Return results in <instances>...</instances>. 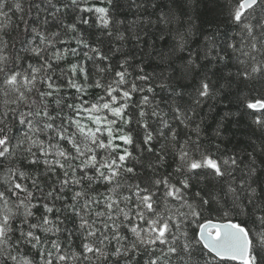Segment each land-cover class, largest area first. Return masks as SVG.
Returning <instances> with one entry per match:
<instances>
[{
	"label": "trees",
	"instance_id": "obj_1",
	"mask_svg": "<svg viewBox=\"0 0 264 264\" xmlns=\"http://www.w3.org/2000/svg\"><path fill=\"white\" fill-rule=\"evenodd\" d=\"M15 3L20 4V9L14 7ZM237 3L238 0H189L185 8L186 15L176 13L179 16V22H177L171 16V0H113L112 4H109L108 0H78L79 9L92 8L91 12L81 11L75 6L64 7L69 4V0H51V3L49 0H7V5L3 9L7 12V16L0 15V55L8 58V66H18L22 71L27 69L30 63L35 67H40L45 61L51 63L52 68L48 75L52 78L53 89H48L46 84L40 83H37V88L53 93L47 98V110L54 118V129L63 126L69 130L65 135L77 132L75 121H79L87 132L88 129L94 130L97 127L90 117L108 115L112 118L107 110H89L92 105L104 102L100 99L101 97H104L105 101L110 99L105 88L113 83L115 71L122 70L121 66H123L131 72V75L127 77L129 84L124 85L123 90H127L132 82H136L145 88V92L134 93L133 106L127 110L133 116V120L125 130L131 131L136 142V146H128L134 157L128 161V164L135 168V173L122 176L120 178L122 183L143 185L145 178H167L171 183L177 184L184 178L183 174L175 171L179 164L178 154L182 147L193 149L192 141L198 140L202 152H210L215 158L226 159L234 156L238 160V166L231 170L230 176H225L219 181L211 180L209 183L203 180H193V187L188 191L187 198L191 200L195 191L206 189V186L211 187L217 183L224 188L231 183L239 190L240 183L248 179L246 173L251 163L249 153H252L256 159L255 167L258 169V175L264 178V151H261L264 148V126H259L254 122L255 117L264 110L258 112L247 109L245 106L246 100L255 101L257 98H264V77L256 74H252V78L248 80L237 77V72L242 67L239 60L247 62L245 66L249 71L254 63L264 66V44L261 43L264 37L260 36L261 30L257 26L255 30L257 40L253 41L241 26L232 21L230 14ZM97 7L109 10L107 28L104 27L100 18L102 14L95 12ZM58 8L60 11H57ZM165 16L168 17L169 22L167 23L164 21ZM261 16H264V5L257 6L255 11L249 14L248 19L255 25ZM84 20L88 23H84ZM69 25L74 27H69ZM32 28H35L36 32H33ZM53 33H58V35L54 36ZM179 35L184 37L185 49L183 51L175 50L179 43ZM242 41V50L255 56V61L241 55L239 50L233 52L226 48V44L235 43L239 49ZM253 42L257 44L258 50L256 51L251 48ZM33 49H39L41 55L38 57L32 51ZM93 49H98L99 52H94ZM160 53L166 56L171 54L174 61L173 67L176 69H180L186 63V60L181 57L191 58L196 61L195 70L186 76L178 72L173 73L168 65L161 61ZM101 54L107 59L101 60ZM57 55L59 59L56 58ZM220 56H226V59L221 62ZM73 66H76L75 71H73ZM141 68L143 71H140ZM229 73H231L230 82L222 88L221 85L226 81L219 77L220 75L227 77ZM137 75H146L150 79L146 82L137 81ZM169 75H181V78L166 79ZM205 75L212 83L213 94L208 98H199L201 102L197 104L195 102L198 99L196 88ZM70 81L72 83H69ZM97 81L104 87H95ZM160 83H166L168 87H158ZM148 86L154 88L152 93L147 92ZM177 93L180 95L178 96ZM143 95L149 96L150 103L141 106L147 115L138 123L140 107L136 105L139 104ZM4 99L5 97L0 93V111L5 110ZM33 99H37L35 90L29 94L27 104L19 102L18 105L11 107H17L18 111L27 113ZM57 100L59 104L56 103ZM177 107L191 117L187 121V126L176 119L174 110ZM42 109L43 105L40 106V110ZM32 110H37V107L33 105ZM153 110L158 113L157 116L151 114ZM225 113L229 115L225 116ZM35 120L40 128L43 127V123H53L43 117H37ZM164 121L178 133L176 140H172V133L164 127ZM145 122L148 125L147 130L151 131L154 136L150 145L142 144ZM104 123L102 120L101 124ZM197 127L199 133L196 131ZM218 128L221 132L219 136L216 134ZM25 131H27V125L15 124L13 126L10 133L13 138L10 147L15 145L16 139L22 137ZM161 131L164 132L163 136L160 135ZM29 135L44 141V147L48 150L47 158L53 162L57 159L64 161L63 157L58 156V150L72 147L70 144L58 143L55 139L50 141L49 137H55L53 130L29 133ZM97 135L107 142L106 132L97 133ZM78 139L82 137L78 136ZM186 140L187 145H185ZM114 143L121 144L122 142L116 140ZM149 146L155 149V155L145 151V148ZM36 150L37 148L34 147L33 151ZM99 151L100 156L106 155L104 150ZM159 155H162V160H158ZM82 159L84 158L75 160L73 163L79 164ZM39 171L43 174L46 191L48 185L53 183L59 187L57 177L62 175L59 170L54 174L50 173L41 163ZM76 174L79 175V172ZM27 183L30 186V181ZM32 190L35 191V189ZM74 191H84L88 198L95 197L100 202L99 207L96 204L91 205V213L85 209L80 212V215L85 216L89 224H93V230L99 228L109 237L104 244L99 243L100 232L96 237H90L85 241L84 237L87 236L89 229L87 227L80 229V216L65 210L67 203H73L70 198ZM163 191L164 187L161 186L157 193L158 201L163 199ZM36 195L40 194L36 193ZM110 195L113 193L103 182H94L91 188L88 187L87 181L81 185L69 184L65 199L55 202V206L61 209L56 214L58 218H53L49 214L53 231L47 234L46 242L41 246L44 251L52 252L53 264H111V261L98 259L92 253L86 254L92 258L91 261L78 262L73 258V253L81 251L80 246L83 242H91L106 253L119 247L117 241L111 239L113 233L103 228L104 221H107L110 226H112V221L107 220V216L96 217L95 215L96 211H105L104 200ZM119 195L131 196L132 193L124 187L119 190ZM83 202L84 199L81 198L77 203L78 210ZM170 206L175 209L178 205L172 202ZM120 207H125V205L122 203ZM128 207L133 209L130 213L133 223L129 224L128 221H124L123 216H113L116 223L121 225L120 233L127 236V240L122 242L126 244L136 239L129 229L135 225H142V222L135 216V205ZM125 210L128 211V208ZM212 218L218 219L215 213L212 214ZM240 219L247 220L249 228L255 227L251 218L241 216ZM124 225H127V228ZM57 227L59 231H56ZM142 227L146 228L147 225H142ZM194 228L195 225H192L188 231L191 232ZM52 241L60 245L59 250L52 247ZM162 247L156 246L155 253L162 257L160 264H165V262L166 264H204V259L199 253H195L189 261L183 252L163 256L160 252ZM26 249H30V245L21 246L19 249L18 260L21 264L25 259ZM34 251L32 249L29 252V258L31 252ZM58 255H67L68 260L66 262L57 260ZM150 257L155 258L150 252H145L142 256L134 258L133 264L136 260L139 264H144ZM205 258L212 259L210 256ZM111 260L114 261L115 257ZM120 264H123V260ZM212 264H220V262L212 260ZM227 264H240V262L228 261Z\"/></svg>",
	"mask_w": 264,
	"mask_h": 264
},
{
	"label": "snow or ice",
	"instance_id": "obj_2",
	"mask_svg": "<svg viewBox=\"0 0 264 264\" xmlns=\"http://www.w3.org/2000/svg\"><path fill=\"white\" fill-rule=\"evenodd\" d=\"M49 2L51 3V0ZM112 2L113 0H108L109 4ZM188 2L189 0H171L172 19L179 22L177 12L186 15L185 8ZM6 5L7 0H0V15L7 16V12L3 11ZM261 5H264V0H238L230 14L232 21L241 26L253 41L257 40L255 35L257 26L261 30L260 36L264 37V16H261L255 25L248 19V16L255 11L257 6ZM72 6L79 9L78 0H69V4L64 5V7ZM14 7L20 9L21 6L19 3H15ZM79 10L93 11L92 8ZM57 11L60 9L58 8ZM95 12L102 14L100 18L104 27L107 28L109 26V10L97 7ZM164 21L165 23L169 22L167 16L164 17ZM83 22L88 23L87 20ZM69 27L74 26L69 25ZM32 31L36 32V29L32 28ZM53 35L56 36L58 33H53ZM261 43L264 44V40ZM226 48L233 52L239 50L241 55L255 61V56L242 50L243 41L239 49L235 43L226 44ZM251 48L253 51L258 50L255 42L251 44ZM184 49V37L179 35V43L175 50L183 51ZM32 51L38 57L41 55L39 49ZM93 51L99 52L98 49H93ZM159 55L161 61L167 64L173 73L178 72L182 76H186L195 70L196 61L191 58L181 57L186 60V63L180 69H176L173 67L174 61L171 54L166 56L164 53H160ZM56 58L59 59V55ZM100 59L104 60L107 57L101 54ZM225 59L226 56L219 57L221 62ZM246 63L245 60H239L242 67L237 72L238 78L248 80L252 78V74L264 77V66L254 63L249 71L245 66ZM121 67L122 70L114 72L113 83L108 84L105 88L110 99L105 101L104 97H101L100 99L104 102L92 105L89 110H107L112 118H109L108 115L90 117L97 127L94 130L88 129L87 132L79 121H75L77 132L65 135L69 130L63 126L54 129V118L47 110V98L53 93L37 88V83H40L46 84L48 89H53L52 78L48 75L52 68L51 63L45 61L40 67H35L30 63L27 69L22 71L18 66H8V58L0 55V93L5 97V110L0 111V264H21L18 260L19 249L24 245H30V249L25 250V259L22 264H53L52 252H46L41 247L46 242L47 234L53 231L49 214L53 218H58L56 214L61 209L55 206V202L65 199L66 189L70 183L81 185L84 181L88 182L89 188L94 182H103L113 193L104 200L105 211H96L95 215L96 217L107 216V220L112 221V226L104 221L103 228L113 233L111 239L116 240L119 247L106 253L91 242H83L80 246L81 251L73 253V258L78 262L81 260L91 261L92 258L86 254L92 253L98 259L103 258L106 261H111V264H120L121 260H123V264H133L134 258L142 256L145 252H150L155 258L150 257L144 264H160L162 257L155 254L156 246L159 245L163 246L160 248V252L165 257L183 252L191 261L193 255L199 253L200 257L204 259V264H212V260H216L220 264H227L228 261H239L240 264H264V178L258 175V169L255 167L256 159L252 153H249L251 163L248 165L246 173L248 179L240 183L239 190L231 183L226 188L217 183L211 187L206 186V189L195 191L191 200L187 198L188 191L193 187V180H203L209 183L211 180L219 181L225 176H230L231 170L238 166V160L234 156H229L226 159L215 158L210 152H202L198 140L192 141L193 149L182 147L178 154L179 164L175 171L183 174L184 178L177 184L171 183L167 178H145L143 185L140 183L126 185L121 182L122 176L135 173V168L128 164L129 160L134 159L128 146H136V142L131 131L125 130L133 120V116L127 110L133 106V94L145 92V88L136 82H132L127 90H123V86L129 84L127 77L131 75V72L127 68ZM75 70L76 66H73V71ZM101 71H105V69H101ZM140 71L143 69L141 68ZM181 75H169L166 79H179ZM229 77H231V73L227 77L220 75L219 78L226 81L221 85L222 88L230 82ZM149 79L150 77L146 75H137L136 77L137 81L146 82ZM73 86L75 87L74 84ZM157 86L165 88L168 87V84L160 83ZM95 87H104V85L97 81ZM34 90L37 93V99L32 100L27 113L18 111L17 107H11L18 105L19 102L27 104L28 96ZM146 90L148 93H152L154 88L148 86ZM196 93L198 99L195 102L197 104L201 102L199 98L212 96V83L207 75L199 81ZM177 95L179 96L180 93ZM56 103L59 104V101L57 100ZM149 103V96L143 95L139 104L136 105L140 107L138 123L147 115L141 106ZM33 105L37 107V110H32ZM41 105H43L42 110H40ZM245 106L247 109L258 112L264 110V98H257L255 101L246 100ZM69 107L73 106L69 105ZM174 111L176 119L187 126V121L191 117H188L179 107ZM151 114L158 115L155 110ZM228 115L229 113H225V116ZM37 117H43L53 123H43V127L40 128L35 120ZM102 120L105 122L103 125L101 124ZM118 122L119 126H117ZM254 122L259 126H264V112L257 115ZM15 124L27 125V131L23 133L22 137L16 139L14 146L10 147L13 139L10 133ZM163 124L171 131L172 140H176L178 133L172 130L166 121ZM143 127L145 134L142 144L150 145L154 136L151 131L147 130L146 122ZM48 130L55 132V137H49L50 141L55 139L58 143L63 142L72 146L70 149L58 150V156L63 157L64 161L59 159L54 162L50 161L47 158L48 150L44 147V141L29 135V133L47 132ZM196 131L199 133L198 127ZM103 132L107 134V142L97 135V133ZM117 133L120 134L117 135ZM216 134L218 136L221 134L219 128ZM160 135L163 136L164 132L161 131ZM78 136L82 139H78ZM116 140L122 143H114ZM187 144L186 140L185 145ZM34 147L37 148L36 151H33ZM99 150H104L106 155L100 156ZM145 151L156 154L155 149L151 146L145 148ZM261 151H264V148ZM82 157L84 159L79 164L73 163ZM162 159V155H159L158 160ZM41 163L50 173L54 174L57 170L60 171L62 175L57 177L59 187L53 183L48 185L47 191L45 190L43 174L39 171ZM77 172L79 175L76 174ZM28 181H30V186ZM161 186L164 187L163 199L158 201L157 193ZM124 187L131 191V196L119 195V190ZM36 193L40 195H36ZM81 198L84 199V202L78 210L77 203ZM70 199L73 203H67L65 210L80 216V229L86 227L89 229L84 240L96 237L98 232L101 233L100 244L109 240V237L101 229L93 230V224H89L85 216L80 215V212L85 209L91 213V205L96 204L99 207L100 202L95 197L88 198L84 191H74ZM172 202H176L178 205L175 209L170 206ZM122 203L125 207H120ZM132 204L135 205V216L142 222V225H147V227L132 226L129 230L136 239L130 244H126L122 242L127 240V236L120 233L121 225L116 223L113 216H123L124 221H128L129 224L133 223L130 219L133 209L128 207ZM125 208H128V211ZM213 213L218 219L212 218ZM241 216L251 218L255 227L249 228L247 220H241ZM192 225H195V228L189 232L188 229ZM124 227L127 228V225ZM56 231H59L58 227ZM51 243L53 248L60 249V245L56 241ZM32 249L35 251L31 252L29 258V252ZM208 256L212 259L205 258ZM112 257H115L114 261L111 260ZM56 259L66 262L68 256L58 255ZM135 264H139V261L136 260Z\"/></svg>",
	"mask_w": 264,
	"mask_h": 264
},
{
	"label": "bare ground",
	"instance_id": "obj_3",
	"mask_svg": "<svg viewBox=\"0 0 264 264\" xmlns=\"http://www.w3.org/2000/svg\"><path fill=\"white\" fill-rule=\"evenodd\" d=\"M238 262V261H237Z\"/></svg>",
	"mask_w": 264,
	"mask_h": 264
},
{
	"label": "water",
	"instance_id": "obj_4",
	"mask_svg": "<svg viewBox=\"0 0 264 264\" xmlns=\"http://www.w3.org/2000/svg\"><path fill=\"white\" fill-rule=\"evenodd\" d=\"M239 262V261H238Z\"/></svg>",
	"mask_w": 264,
	"mask_h": 264
}]
</instances>
